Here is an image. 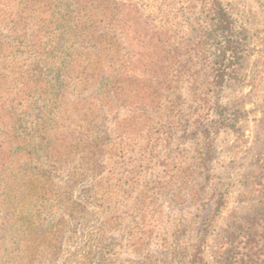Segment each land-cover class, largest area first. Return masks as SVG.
I'll return each instance as SVG.
<instances>
[{"label": "rangeland", "instance_id": "374dc122", "mask_svg": "<svg viewBox=\"0 0 264 264\" xmlns=\"http://www.w3.org/2000/svg\"><path fill=\"white\" fill-rule=\"evenodd\" d=\"M219 1L239 48L208 111L184 80L155 98L133 87L151 62L179 69L169 52L192 35L216 60L206 0H121L119 82L131 87L104 119L112 148L98 185L49 264H264V0ZM153 36L159 61L141 45Z\"/></svg>", "mask_w": 264, "mask_h": 264}, {"label": "trees", "instance_id": "16d2710c", "mask_svg": "<svg viewBox=\"0 0 264 264\" xmlns=\"http://www.w3.org/2000/svg\"><path fill=\"white\" fill-rule=\"evenodd\" d=\"M125 5L0 0V264H49L84 215L104 152L112 148L104 119L131 87L119 82L125 68L116 50ZM206 5L216 60L192 35L180 44L184 50L169 52V61H182L179 69L151 62L133 87L155 98L175 85L173 78L184 80L191 96L212 109L208 93L222 85L239 42L221 2ZM152 41L141 45L153 47L154 61L165 50L161 38ZM161 67L170 80L158 79ZM89 178L95 188L84 185Z\"/></svg>", "mask_w": 264, "mask_h": 264}]
</instances>
